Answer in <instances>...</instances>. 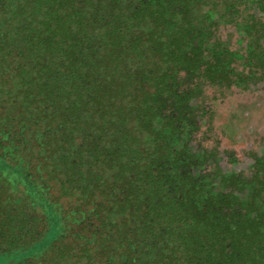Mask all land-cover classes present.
I'll use <instances>...</instances> for the list:
<instances>
[{
    "label": "trees",
    "instance_id": "trees-1",
    "mask_svg": "<svg viewBox=\"0 0 264 264\" xmlns=\"http://www.w3.org/2000/svg\"><path fill=\"white\" fill-rule=\"evenodd\" d=\"M0 49V124L24 118L0 126V161L19 170L0 177V253L59 220L37 257L54 264H264V154L248 176L223 172L216 146L190 150L213 124L209 88L264 81V0H0ZM45 182L60 195L38 202Z\"/></svg>",
    "mask_w": 264,
    "mask_h": 264
},
{
    "label": "rangeland",
    "instance_id": "rangeland-1",
    "mask_svg": "<svg viewBox=\"0 0 264 264\" xmlns=\"http://www.w3.org/2000/svg\"><path fill=\"white\" fill-rule=\"evenodd\" d=\"M225 34V39L228 38L230 42L235 44V47L241 48L243 43L244 45L246 43V41L240 39V35H242L241 29L237 30L235 27H229V30H225ZM0 54V114L2 115V113H5L6 111L5 107H11L12 103L7 100L10 85L5 83V80H8V74H3L4 65L2 63L1 49ZM207 96L208 108L211 109L209 112L207 110V113H210L212 116L213 124L210 125V128H207L208 123L203 120V129L198 131L190 142L191 152L201 154L207 148L210 149L216 146L219 154L214 157V160L220 158L218 161L223 172L230 174L236 171L240 175L250 176L253 171L251 165L254 162V159L264 154V81L252 86L250 90L243 91L238 87H234L230 89V91L223 93L222 89L209 88L207 90ZM27 115L28 113L26 114V117ZM14 118L13 115L5 118L4 121L11 123L5 126V124L1 122L2 124H0V126L17 130L20 120L24 118L23 115L20 117L18 116L16 117L18 119L15 122H12ZM23 126L26 127L24 129V135L27 137L29 135L32 136V127L30 126L28 128L27 124ZM160 126L161 122L158 121L156 123V128L159 129ZM173 141L179 143L180 139L176 136ZM30 151L34 152L36 157L39 154L37 148ZM2 153L3 152L0 149V154ZM7 159L16 164V158L9 156ZM207 160L209 163L214 162V160L210 162V158ZM28 161L29 159L25 158V160H22V163H20V165L25 166L23 168L24 170H26L28 166L32 168V165H28L30 164ZM16 169H18V167L11 168L0 161V177H9L11 175V177H14V175L17 176L19 170ZM25 174L28 173L25 172ZM15 178L20 177L18 176ZM30 178L37 181L39 179L38 172L31 170L29 173V179ZM211 180L212 184H214L217 180L219 181V177ZM59 184L60 182H56L55 184L47 186L46 182L45 184L41 183L39 190L40 195L38 196L39 198H37V201L39 202L38 199L41 201L43 194L46 196V191L48 192L50 188H53L52 191L56 192L57 195H60ZM60 202L61 204H66L67 199L63 197ZM61 204L58 203L57 206L60 207ZM64 233V225L57 220L53 223V227L50 228L44 238H42L41 241L31 244L30 248L23 252V254L10 252L6 257L7 254L0 253V264H32V261L37 260L41 263L54 264L53 261L49 260L52 255L51 249L59 245ZM22 244H27V240ZM1 251H3L2 244H0V252ZM48 253L50 254L48 256L49 259L47 257L45 258V255L41 259L37 258L40 254L47 255ZM27 256L29 257L25 260V257ZM44 258L49 263L45 262L43 260ZM29 260H31V262H29Z\"/></svg>",
    "mask_w": 264,
    "mask_h": 264
}]
</instances>
